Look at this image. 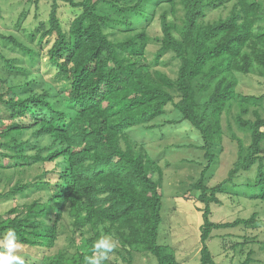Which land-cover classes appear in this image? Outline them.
<instances>
[{
	"label": "trees",
	"instance_id": "obj_1",
	"mask_svg": "<svg viewBox=\"0 0 264 264\" xmlns=\"http://www.w3.org/2000/svg\"><path fill=\"white\" fill-rule=\"evenodd\" d=\"M16 5L13 30H0V86L22 81L0 94L8 116L0 119V203L33 200L0 214V240L15 229L25 264H84L102 236L118 241L104 264H135L136 255L182 264L159 242L164 168L134 129L164 138L169 127L195 133L190 146L203 152L202 171L189 192L203 221L200 264H217L208 246L215 231L257 228L260 210L223 224L211 220V207L231 194L264 204V0ZM226 138L237 159L210 187ZM219 237L230 254L245 256L242 264L255 262L246 248L256 237L230 244V235Z\"/></svg>",
	"mask_w": 264,
	"mask_h": 264
},
{
	"label": "rangeland",
	"instance_id": "obj_2",
	"mask_svg": "<svg viewBox=\"0 0 264 264\" xmlns=\"http://www.w3.org/2000/svg\"><path fill=\"white\" fill-rule=\"evenodd\" d=\"M0 3L2 7L0 11V30L4 32L7 30L12 31L13 28L10 29L11 26H15L17 17L19 13L22 12L21 5H16L17 0H0ZM218 14L219 13H214L210 18H215ZM33 17L34 13L29 15L24 24L26 28L31 27L34 23ZM158 31L159 27L155 29V32L159 33ZM13 32H15V30ZM44 61L46 62V59ZM20 83H22L21 78L9 80V82L0 86V94H3L8 86L18 85ZM240 89L245 94L252 91L247 81L242 82ZM4 109H6V107L1 104L0 119L2 120H6V117H8ZM168 117L169 116H166L165 118ZM173 128L174 127H169L164 129L163 134L166 133L165 138L160 135V130H158V132H150L134 129L132 132L134 133L133 137L139 142H144L151 156L160 160L164 168V178L161 189L163 194V223L160 228V244L175 248L177 258L182 264H200V228L203 221L202 215L198 210L199 203L197 202V194L195 192L190 193L189 189L200 177L202 168L199 166V162L203 160V152L196 149V146H190L197 144L195 133L189 129H185L182 132H173V130L176 129ZM186 133L191 135L184 137ZM238 135L244 138V133L239 131ZM224 146L225 150L219 159L216 174L209 183L210 187L216 186L227 178L230 169L237 159L236 147L230 145L228 138L225 139ZM166 164H169V166ZM53 167V164L46 165V168L50 170L53 169ZM38 170V168L34 169L33 173H36ZM11 173L10 171L4 173L3 178L10 176ZM254 176L255 172L245 174L237 181V184L243 183L244 179L252 180ZM6 189H8V187ZM239 189V186L234 188L237 192ZM0 191L2 190L0 189ZM219 197L223 205H212L211 207V220L214 223H232L237 219H248L254 212L259 210L261 212L259 218L260 222L257 228L239 226L235 229L215 231L213 233V238L209 240L208 246L216 263L242 264L245 260V256H241L240 254L233 256L232 253H229L228 249L222 247V242L224 240L219 236L230 235L231 237L225 239V242L228 244H230V241L243 243L245 241L244 238L247 236H250V238L256 237V242L252 245H248L250 247L246 248V252H248L249 249L255 252V262L253 264H264V204L245 200L241 195L237 194ZM32 200L33 197L0 203V214L14 207L16 203H29ZM65 243V236H63L60 239L59 247L65 245ZM20 251L19 249L18 252ZM22 251L27 253L30 250L28 248H23ZM117 264L123 263L118 262ZM135 264H157V261L156 258L151 255H136Z\"/></svg>",
	"mask_w": 264,
	"mask_h": 264
},
{
	"label": "clouds",
	"instance_id": "obj_3",
	"mask_svg": "<svg viewBox=\"0 0 264 264\" xmlns=\"http://www.w3.org/2000/svg\"><path fill=\"white\" fill-rule=\"evenodd\" d=\"M117 245L118 241L109 236L100 237L93 245L92 254L84 257V264H104ZM21 247L15 229H9L0 240V264H25V258L17 254Z\"/></svg>",
	"mask_w": 264,
	"mask_h": 264
}]
</instances>
